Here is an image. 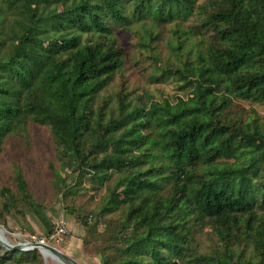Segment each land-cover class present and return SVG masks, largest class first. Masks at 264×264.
<instances>
[{
  "label": "trees",
  "instance_id": "1",
  "mask_svg": "<svg viewBox=\"0 0 264 264\" xmlns=\"http://www.w3.org/2000/svg\"><path fill=\"white\" fill-rule=\"evenodd\" d=\"M4 3L0 152L29 116L42 126L59 119L58 158L75 180L65 194H78L85 176L106 186L97 216L122 218L116 255L104 253L103 264H264V121L236 109L264 105V0ZM171 23L162 61L153 28ZM135 24L149 38L131 32L150 52L152 80L181 82L188 100L133 99L126 82L106 93L125 70L120 29ZM17 181L28 198L21 173ZM197 226L217 237L212 252L193 247ZM0 250V264H44L38 251L16 260Z\"/></svg>",
  "mask_w": 264,
  "mask_h": 264
},
{
  "label": "rangeland",
  "instance_id": "2",
  "mask_svg": "<svg viewBox=\"0 0 264 264\" xmlns=\"http://www.w3.org/2000/svg\"><path fill=\"white\" fill-rule=\"evenodd\" d=\"M204 1L198 0V3ZM4 2L5 0H0V6L4 7L6 5ZM134 26L131 27L130 32L127 28L120 29L119 41L125 53V70L122 76H116L106 93L111 94L121 89L122 84L126 82L133 99L143 97L147 101L149 98L158 101L164 99L176 101L178 96H182L188 100L191 91H183L180 88L181 82L173 79H164L160 82L152 80L154 67L148 61L150 52L139 45V37L131 32L139 31L144 34V40L149 38L141 25ZM173 26L174 23H171L153 28L156 33H160L158 47L162 61L169 53L167 42L172 38ZM112 104H116L115 99H112ZM236 109L239 111L245 109L248 112L254 109L264 121V105L240 102L236 105ZM28 122L24 131L5 138L0 152V224H4L3 221H7L10 217L23 216L31 211L46 214L53 224L62 217L68 224L69 236L61 245H55L56 248L79 264H103L104 253L116 255L113 242L122 219L119 213L110 218L97 216L105 202L106 186L96 189L97 184H91L84 176L81 179V191L67 196L64 191L73 186L75 180L71 170L63 166L58 158V147L51 126L58 128L59 119L52 117L47 126H42L33 123L32 117L29 116ZM55 137L57 141H63L59 131H56ZM167 166L170 169L177 168L174 162H167ZM17 173H21L27 184L28 198H25L19 189ZM5 189L10 190L15 198H12ZM29 202L39 207L31 210ZM5 204L10 207L9 212L4 210ZM148 208L149 205L146 203L144 209L147 211ZM18 211H23V215L18 214ZM193 237V247L200 253H210L218 244V239L209 226L194 228ZM24 253V251H9V258L17 260ZM42 257L44 264H64L56 258L49 256L47 258L44 255ZM147 260L144 258L141 262Z\"/></svg>",
  "mask_w": 264,
  "mask_h": 264
},
{
  "label": "built area",
  "instance_id": "3",
  "mask_svg": "<svg viewBox=\"0 0 264 264\" xmlns=\"http://www.w3.org/2000/svg\"><path fill=\"white\" fill-rule=\"evenodd\" d=\"M17 243H12L6 236V230L0 228V240L10 245H22L24 252L35 251L38 245H46L56 248L55 245H61L65 239L69 236V227L64 218L59 217L53 224L51 230L44 235L28 234L20 235L19 233H13ZM46 251V250H45Z\"/></svg>",
  "mask_w": 264,
  "mask_h": 264
},
{
  "label": "crops",
  "instance_id": "4",
  "mask_svg": "<svg viewBox=\"0 0 264 264\" xmlns=\"http://www.w3.org/2000/svg\"><path fill=\"white\" fill-rule=\"evenodd\" d=\"M52 224L53 222L46 214L31 211L23 216L10 217L6 224H0V228L6 230V236L12 243H17L18 240L13 233H19L22 236L28 234L44 235L51 230ZM1 254L2 251L0 250Z\"/></svg>",
  "mask_w": 264,
  "mask_h": 264
},
{
  "label": "water",
  "instance_id": "5",
  "mask_svg": "<svg viewBox=\"0 0 264 264\" xmlns=\"http://www.w3.org/2000/svg\"><path fill=\"white\" fill-rule=\"evenodd\" d=\"M0 245L3 246L6 250L16 252V251H24L22 245H10L6 242H3L0 240ZM44 250L49 251L50 253L54 254L55 257L60 260L64 264H79L72 258L68 257L65 255L63 252L58 250L57 248L51 247V246H46V245H38L35 248V251H39L42 255L45 256Z\"/></svg>",
  "mask_w": 264,
  "mask_h": 264
},
{
  "label": "bare ground",
  "instance_id": "6",
  "mask_svg": "<svg viewBox=\"0 0 264 264\" xmlns=\"http://www.w3.org/2000/svg\"><path fill=\"white\" fill-rule=\"evenodd\" d=\"M44 253H45V256H46V257L49 256V257H51V258H56L55 255L52 254V253H50L49 251H45V250H44ZM47 258H48V257H47ZM56 260H57V258H56Z\"/></svg>",
  "mask_w": 264,
  "mask_h": 264
}]
</instances>
